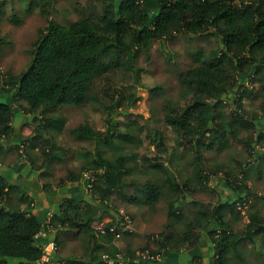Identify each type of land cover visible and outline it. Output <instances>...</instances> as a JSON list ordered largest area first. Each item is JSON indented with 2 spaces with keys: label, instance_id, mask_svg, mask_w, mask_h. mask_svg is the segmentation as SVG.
I'll return each mask as SVG.
<instances>
[{
  "label": "trees",
  "instance_id": "1",
  "mask_svg": "<svg viewBox=\"0 0 264 264\" xmlns=\"http://www.w3.org/2000/svg\"><path fill=\"white\" fill-rule=\"evenodd\" d=\"M2 5L3 0H0V16ZM175 32L193 35L211 33L220 42L210 57L196 54L197 64L179 74V95L184 99L183 103L178 106L167 103L164 106L163 121L175 131L177 144H186L194 150L201 147L212 149L215 145L223 146L228 135L237 136L243 130V139L256 151L257 144L264 141V101L261 107L262 122L256 114H253L252 120L244 118L245 110L240 113L237 107L242 108L240 88L259 68H264V0H109L102 5L98 15H83L67 25L49 18L28 50L30 60L26 67L18 74H6V79L0 85V133L8 136L12 131L15 105L24 111H39L44 118L41 120L37 117L40 122L36 125L43 130L53 126L60 130L65 122L64 117L52 119L43 115L61 104L83 105L96 101L97 97L91 91L93 83L119 68L122 57L127 67L137 75L138 69L133 66L137 50L145 49L156 40L169 38ZM3 42L0 35V49ZM1 78L0 68V81ZM155 89L158 87L150 88ZM223 101L229 103L228 111L223 108ZM120 107V100L112 98L104 131L95 130L86 123L71 129L78 139L95 141V150L92 157L86 159V165L97 175L93 186L102 193V197L111 188H121L123 177L130 174L132 168L126 165L124 154L120 153L114 159L105 157L98 147L99 143L108 144L113 138L141 143L135 134L118 130ZM126 113H129L128 110ZM131 125L136 126L139 134L144 131V136L156 153L165 150L164 136L160 130L151 126L144 128L135 120L126 123V127ZM38 136L33 134L31 137L37 139ZM39 139L40 142L47 141L42 137ZM40 148L44 152L46 147ZM150 165L161 172L162 179L142 184L128 201L141 200L149 208H154L164 197L165 188L169 189L175 197L168 199L167 215L183 221L181 241L199 238L201 233L195 230L199 226L209 237L208 249L213 251L212 264H240L228 261L227 252L238 253L237 245L242 239L251 240L253 234L259 233L264 237V221L254 213L249 214L245 232L228 231V223L223 221L222 215L224 205L232 207L235 203L229 195L227 201H219L210 211L196 207L192 218L185 220L179 212L182 206L179 200L184 199V190L206 182L201 173L194 171L179 182L168 163L153 158ZM222 182L241 201L247 194L244 181L232 184L223 178ZM10 186L9 176L0 173V261L6 264H30L42 255V246L48 242V232L39 235L44 220L40 215L5 206L4 197ZM70 209H73L75 216L69 218L67 211ZM51 221L53 230H60L67 224L78 234L85 233L90 239L95 237L90 226L92 218H82L77 209L71 206L61 207L52 215ZM108 223L117 225L114 221ZM166 227L168 225L158 235L163 259L130 264H179V261H165L170 254L165 249L170 241V232ZM217 227L219 232L216 231ZM100 236L107 241L114 237L110 233ZM105 253L114 256L117 251L102 252ZM127 254L122 253L125 257ZM88 255V263L106 264L89 250L80 258H71L69 263L85 264L83 258ZM198 257L201 258V255L196 254L191 258L194 260ZM57 259L53 258V261Z\"/></svg>",
  "mask_w": 264,
  "mask_h": 264
},
{
  "label": "rangeland",
  "instance_id": "2",
  "mask_svg": "<svg viewBox=\"0 0 264 264\" xmlns=\"http://www.w3.org/2000/svg\"><path fill=\"white\" fill-rule=\"evenodd\" d=\"M108 1L3 0L0 35L4 42L0 49V68L2 71L0 85L6 79V74H18L26 67L30 60L28 50L35 41L39 30L46 26L49 18L67 25L83 15H98L101 13L102 5ZM219 45L218 38L211 33L193 35L175 32L169 38L156 40L145 49L137 50L133 63L134 68L138 69L137 75L127 67L124 62L125 59L122 57L121 60L124 63L122 62L119 68L98 78L93 83L91 91L97 97L96 101L83 105L61 104L56 107L57 110L52 109L55 111L50 112L57 117L63 115L66 120L60 132H58L59 130L54 131V126L53 130L49 128V134L53 140L59 142L60 148L53 150H56L63 157L60 160V165L74 166L75 170L80 167L77 172L80 173L82 170L90 168L84 161L92 157L95 141L78 139L71 132V129L81 123H86L95 130L104 131L107 127L106 120L112 98L117 97L120 100L119 111L121 113L117 115V128L120 131L135 134L136 138L141 139V143L120 141L117 138H113L108 144L99 143L98 147L105 157L114 159L118 154H124L126 165L132 168V172L126 177L127 183L121 187L122 190L118 193L116 191L109 193L107 204L116 209L118 214L122 213L123 217L131 218L130 214H132V218H135L140 212L142 213L141 218L152 217L167 220L168 228L166 227V230L170 231L171 229L172 231V234H169L170 241L167 242L170 244L169 248L174 241L181 238L184 229L182 220L169 218L165 213L168 199L174 198L175 195L165 188L164 197L156 203L154 208H149L146 204L136 207L125 201V197L134 194L136 188L141 187L142 184L162 179L161 172L150 165L153 158H156L158 162L168 163L177 175L176 178L179 182L184 181L186 176L194 171L200 172L203 180L206 181L203 185H195L184 190V199L179 200V203H182L179 212L185 220L192 218L196 207L203 211H210L219 201L228 199L229 195L234 198L235 203L232 207L224 205L222 216L230 222L232 231H241L246 224L243 218H249L250 213L256 214L264 221V141L257 144L256 151H253L242 137L245 131L241 130L237 136L228 135L226 143L221 147L215 145L212 149L201 147L194 150L186 144L178 145L175 131L163 121L164 106H167V103L170 106H178L184 101L179 95V74L197 64L196 54L200 53L204 57H210L212 51L216 50ZM106 57L107 55L104 56V59ZM155 86L158 89L150 90ZM240 94L242 108L236 106L238 112L242 113L245 110L244 118L249 120H252L253 114H256L262 122L264 68H259L257 73L251 75V78L240 88ZM222 106L226 111L229 110V103L223 101ZM126 110L129 113H126ZM46 114L48 113L44 115ZM43 118L40 119L43 120ZM131 120H135L144 128L151 126L160 130L164 136L165 150L161 151L162 153H156L153 145L144 136V131L139 134L135 125L126 127V123ZM40 143V147L45 144L43 141ZM45 147L50 146L46 145ZM19 153L27 155L25 149ZM169 160L173 163L171 164ZM83 163L85 164L84 167ZM223 178L232 184L243 181L246 183L247 194L242 198V201L231 189L224 186ZM91 195L97 201L99 200V206L105 204L100 195L98 196L97 189ZM147 210H151L154 213L153 216L147 217ZM137 217L139 218V216ZM114 222L121 227L120 220ZM171 222L173 223L169 224ZM167 224L165 225L167 226ZM156 228L160 229V221L156 224ZM159 229L151 232H158ZM153 238L155 239L156 236ZM145 239L146 237L134 239L133 243L138 247L144 243ZM77 241L78 243L84 242V238L77 239ZM187 241L191 242L192 240ZM247 244L254 245L253 242L245 241L242 243L245 247L242 248L241 245L238 248L240 254L231 250L228 251V261L264 264V237L261 238V248L247 247ZM107 250L109 249L101 252ZM151 251L154 253L161 252L159 247Z\"/></svg>",
  "mask_w": 264,
  "mask_h": 264
},
{
  "label": "crops",
  "instance_id": "3",
  "mask_svg": "<svg viewBox=\"0 0 264 264\" xmlns=\"http://www.w3.org/2000/svg\"><path fill=\"white\" fill-rule=\"evenodd\" d=\"M14 107V114L11 120L12 131L8 134V136L0 138V173L8 175L9 182L11 184L4 197L5 206L9 208L28 210L31 213L40 215L43 219L46 218L48 212L53 215L55 212L59 211L61 207L63 209L66 206H71V208L77 209L78 214H80L82 218L84 216L92 218L90 223L91 229L97 224L120 220V236L112 237L111 241L105 240L100 235H95L94 238L92 237L90 239V237H88L85 233H76V229L70 228L67 224L60 230L56 229L49 231L47 233L48 241L55 240L57 238L56 240L59 245L58 250L53 253V258L63 260L67 264H70L69 261L71 258H80L83 256L87 250L93 252L99 256V259H101V251L105 249L115 250L120 254L128 253L127 257L124 256V259L127 260L128 264L132 262H151L139 259L136 256V253L139 251H150L152 253V249L159 247L160 238L158 235L165 229L167 220L165 221L164 218L152 217L141 218L142 213L139 212L137 215L139 218L137 216L132 218L133 215L130 214L131 218H129V222H126L122 218V213L118 214L116 209L107 204V197L109 196V193L114 191L118 193L122 190V188H118L117 190L111 188L106 192V194H104L105 197H102V193L97 189L98 196L100 195V198L105 201V204L101 205L102 207L99 206V200L97 201L91 195V193L96 189H94L93 186L91 191H87V178L83 174L85 170H90L94 174L95 172L88 168L82 170L80 173H77L80 167L75 170L74 166H61L60 160H62L63 157L56 150H53L54 148H60L58 144L59 142L57 143L53 140V137L49 134V128L43 130L41 126L36 125L40 122V119L38 118H41L42 116L40 112L24 111L17 105ZM54 109L57 110L58 108ZM50 112L44 116L52 119L64 117L63 115H58V117L54 116ZM63 127L60 129L61 131ZM51 128L52 127H50V130ZM60 130L58 132H60ZM54 131L57 132V128H55ZM33 134L39 135L37 139L31 137ZM40 137L47 140V144L45 143L43 145L44 147L46 145L50 146L46 147L44 152L40 148ZM21 145L23 150L25 149L27 155L19 153ZM84 162L86 163V159ZM84 165L85 164L83 163V167ZM126 177L127 175H125L122 179L123 185L127 183ZM130 196L131 195L125 197V201L136 207L143 206L144 203L141 200H134L133 202L128 201ZM167 209L168 207L166 205V216ZM147 212V217L153 216L154 214L151 210H147ZM67 213L69 218L75 216L73 209L68 210ZM158 216L161 217V215ZM222 219L228 223L226 226L228 231L234 233L245 232L249 222V218H243L244 223L246 222L244 228H242L241 231H232V226L230 225V222L227 221V218ZM159 221L160 229L156 228V224ZM172 223L173 222L169 224ZM155 229H159L157 230L158 232L152 233L151 231H155ZM216 229L219 232L220 229L218 227ZM195 230L201 233V235L199 238H192L191 242L186 241L184 243L181 241V238H179V240L173 242L171 248H169L170 244L167 243L165 249L170 254L165 261H179V264H192V261L193 264L195 262V264H212L213 259L211 255L213 251L210 252L208 249L210 245V243H208L209 237L207 233L202 231L200 228ZM167 232L172 234L171 229L170 231L167 230ZM153 236H156V238L154 239ZM142 237H146L144 243L138 247L135 246L133 243L134 239H142ZM262 237L263 236L259 233L253 234L251 240L247 238L242 239L237 247L239 248L242 243L247 241L254 243L253 246L247 244V247L251 246L261 248ZM82 238H84V242L81 241L78 243L77 239L80 240ZM199 241L201 242L198 243ZM244 247L245 246L242 245V248ZM160 251L161 252L158 253L161 254L160 260H162L163 249H160ZM238 253L240 254V252ZM196 254L201 255V258L198 257L192 260L191 257ZM15 262L18 263V261Z\"/></svg>",
  "mask_w": 264,
  "mask_h": 264
},
{
  "label": "built area",
  "instance_id": "4",
  "mask_svg": "<svg viewBox=\"0 0 264 264\" xmlns=\"http://www.w3.org/2000/svg\"><path fill=\"white\" fill-rule=\"evenodd\" d=\"M4 134L0 133V138H3ZM22 145L19 149L20 152H22ZM84 176L87 178V184H86V189L88 191H91L93 188V183L96 180V175L91 172L90 170H85L84 171ZM123 219L126 222H129V217L124 216ZM52 213L48 212L46 215V218L43 220V229L39 231V235H43L45 232H49L54 229V226L52 224ZM92 232L95 235H104V234H112L114 237H119L120 236V230L119 226L115 224H109V223H101L97 224L92 227ZM58 249L57 242L55 240H50L46 242L42 246V255L34 260L30 264H67L63 260H54L53 261V253L56 252ZM136 256L139 259L142 260H148V261H154V260H160L161 254L160 253H151L149 251H139L136 253ZM101 260L105 262L106 264H128L127 260L124 259V256L120 253H116L114 256H110L108 254H102L101 255ZM0 264H6L2 261H0ZM85 264H92V263H85Z\"/></svg>",
  "mask_w": 264,
  "mask_h": 264
},
{
  "label": "water",
  "instance_id": "5",
  "mask_svg": "<svg viewBox=\"0 0 264 264\" xmlns=\"http://www.w3.org/2000/svg\"><path fill=\"white\" fill-rule=\"evenodd\" d=\"M89 258H90V256L88 255L86 258H83V260H84V262H88L89 261Z\"/></svg>",
  "mask_w": 264,
  "mask_h": 264
}]
</instances>
